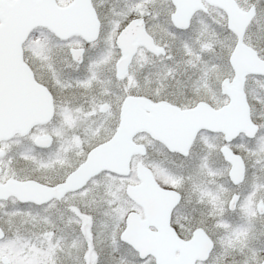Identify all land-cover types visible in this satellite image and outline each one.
Returning <instances> with one entry per match:
<instances>
[{
	"label": "snow or ice",
	"instance_id": "6c2138e0",
	"mask_svg": "<svg viewBox=\"0 0 264 264\" xmlns=\"http://www.w3.org/2000/svg\"><path fill=\"white\" fill-rule=\"evenodd\" d=\"M58 2L59 0H0V124L3 122L10 102L8 41L14 15L19 16L25 12L51 7L53 3ZM92 7L95 9L94 3ZM229 7L239 11L243 22L233 27L230 17L227 13L225 14L223 28L228 33L226 39L230 43L222 48L218 54L217 58L222 63L209 66L204 61H197L195 65H193L192 59L186 62L189 66L194 67L192 75L196 76L199 73L197 82L206 80L211 73H216L218 76L217 87L223 89L225 99L230 95L231 88L235 87L241 79L240 69L236 64V58L241 52H247L257 61V66L261 71L255 75L257 78L264 79V56L256 51L247 37L248 31L253 26L264 33V0H250L247 5L243 6L239 5L238 0H232ZM146 8L147 0H130L124 9L115 13L116 16L123 17L120 21H112V23L118 24V34L134 24H146L144 16L146 14L152 15L151 12H145ZM176 9V4L169 0V3L160 11L172 28L171 35L179 42L178 50L183 55H192L197 50L193 49L189 42L182 38L184 32L192 29V22L189 20L186 24H177L175 22ZM96 23L98 26L96 37L93 39L85 35L80 38L82 47L79 51H72L69 48L70 41H61L57 38L46 49L37 53L51 65L55 58V53L51 49L59 48L65 58L70 60L71 65L77 68L84 65L85 75L64 81L60 79L59 73L53 72V84L51 86L42 78L36 81L37 85L47 90L54 108L52 119L49 121L52 125V129L49 131L51 142L47 145H40L32 140L29 135L25 137L28 141L27 144L22 145L17 150V154L33 165L36 170L54 174L64 145L74 144L72 137L62 135L60 129H66L69 126L76 129L80 126L79 122L82 117L93 114L85 112L81 115H75V113H81V109L66 108L63 104L58 103L53 88L56 86H75L88 89L99 81L101 76L100 65L108 56L110 49L107 45L105 17L101 16L99 12L96 13ZM110 31L109 28L108 32ZM101 41H104V47H99ZM93 48L98 50L95 55H90V50ZM155 51L162 53V59H175L167 48L162 49L160 46H156ZM126 59V55L120 53L111 62V69L117 81L124 83V88L118 94L113 109L116 113L117 127L113 129L111 136L90 143L81 160L59 176L55 182L45 179L41 184L40 178L18 176L11 167V158L3 151L6 137L0 135V201L8 199L2 190L5 186L13 183L17 185H41L44 190L51 193L49 199L44 201L18 199L19 203L28 204V209L13 208L4 212V215L8 216L9 219L0 224V250H6L9 246L23 247L24 255L16 260L0 255V264H59L60 253L65 248L77 249L78 255L75 257L77 264H144L143 248L131 239L132 225L125 222L127 217L124 220L120 219L121 201L115 198L111 185H106L103 189L93 188L91 181H88L75 189L72 188L73 177L80 175L82 169L88 167L94 156L116 146L122 129L120 121L122 108L135 105L141 101L150 105L151 109L172 106V103L167 101L163 95L153 100L147 96H140L131 90V83L137 82L132 81L131 77L124 76L122 65ZM225 67L228 69L226 73L223 72ZM174 71L173 67L164 65L165 76ZM21 87L28 88L29 85L22 83ZM243 93L242 116L245 123L237 132L240 137L244 135L248 137V144L246 146L236 144L237 137L230 134L221 136L219 138L221 142H217L215 137L202 138L200 142L203 146L204 155L193 164L192 171L188 173L187 177L183 171L174 173L176 176L175 184L178 186L170 189L171 192H175L181 198L177 205L179 206V203L183 202L185 181H192V189L197 194L198 202L209 204L210 215L214 218L213 224L209 226L206 220L194 217L189 226L190 231L185 237L186 242H190L194 237L202 236L206 240L205 251L199 258L191 261L181 257L179 259H166L162 264H221V257L223 258L222 264H264V239L261 238L264 236V202L258 203L256 198L257 189L264 192V174L258 176L256 172H252L251 179L249 174L250 168H258L261 173H264V123L257 122L252 116V104L248 97L246 83L243 86ZM182 95L183 93L179 94V96ZM179 96L174 105L178 119L195 120L198 114L205 110L204 104L207 102L205 96L201 95L199 100L191 101L187 105L179 101ZM261 103L264 104V99L261 100ZM111 104L110 99L101 101L94 107L93 111L108 112ZM230 111L231 109L227 105L224 108L213 109L209 113V123L225 118ZM61 113L69 114L67 124L64 123ZM225 149L238 162L239 172L233 170L232 161L224 159ZM171 150L175 151L177 155L185 157L186 160L192 159V147L187 139L178 143ZM45 151L48 155L47 160L43 159ZM212 156H215L216 159L211 161V164L218 163L217 170L221 175L227 177L226 183L235 186L231 189L229 198L222 196V193L229 189L221 187L214 190L213 193H209L208 188L196 179V177L207 174L205 165L209 164V158ZM109 174L108 172L104 173V175ZM245 185H247V190H245ZM58 200L66 202L68 223L70 225L75 222L76 228L72 231L77 232V235L69 242L65 236L57 234L54 221L50 217L45 218L46 223L40 228V236L48 240V248L46 249L48 255L42 256L36 248L32 247V237L21 232L15 218L30 216L33 207L46 211L49 204ZM228 210L236 213L239 219H233L227 215ZM104 242L107 243L108 248L106 253L98 247ZM114 253H119V255H114ZM129 255L133 257L130 261L128 260Z\"/></svg>",
	"mask_w": 264,
	"mask_h": 264
},
{
	"label": "flooded vegetation",
	"instance_id": "af4514ba",
	"mask_svg": "<svg viewBox=\"0 0 264 264\" xmlns=\"http://www.w3.org/2000/svg\"><path fill=\"white\" fill-rule=\"evenodd\" d=\"M75 1L76 0H59L56 4L61 8H68ZM90 2L91 6L93 3L95 5V9H93L95 16L96 13L99 12L101 16L105 17V31L108 36L107 45L110 49L109 54L100 65L101 76L99 81L88 89L75 86L72 87L73 89L68 87V89L64 91V95L58 98L56 97L57 102L67 106L66 108H70V104H72V109L80 108L81 112L83 109L85 110L88 108L90 103L99 104L101 102L100 99H105L102 101L110 99L112 104L115 102L114 100L117 96L116 84L118 81L111 69V62L116 59L118 54L124 52L120 47L123 43L119 45L118 42V38L122 32L118 34V24L112 23V21H120L123 19V17L116 16L115 13L124 9L126 5L130 3V0H90ZM171 2L175 3L177 6L175 15V22L177 24H186L191 20V22L194 21V25L198 20L197 16L200 15L205 18V21L200 25L201 27H199V29L205 32L216 31L218 33H225V40L221 38L222 41L219 40L218 42L207 44H198L196 41H191L189 44L193 49H196L197 52L192 55H183L178 50V40H175L171 35V26L166 22L165 16L160 11L169 3V0H147L145 12H151L152 15L149 16L146 14L144 16L146 24H134L129 27L127 41L124 45L128 47L130 60L123 73L124 76L131 77L132 81L137 82L131 83V90L137 92L140 96H147L155 100L163 95L166 97L167 101L172 103L170 107L161 108V112L166 114V117L173 118L174 115L177 130L176 145L187 139L192 147V159L186 160L185 157L177 155L176 152L171 150L163 141L154 139L150 133L146 131H140L133 137V142L137 145H142L145 149V153L132 156L128 175H119L110 171H103L89 180L92 182L105 172L110 173L109 175L113 178L127 180L123 189L127 204V220L125 222L132 225L131 239L142 243L144 264H162L166 259H179L181 257L191 261L199 258L205 251L206 240L202 236L194 237L190 242H186L185 237L190 231L189 226L194 217L206 220L209 226L213 224L214 218L210 215L209 204L198 202L197 194L192 189V181H185L183 202L179 203V206L177 205L181 198L177 196L175 192H171L170 189L178 186L175 184L176 176L174 173L183 171L185 177H187L188 173L192 171L193 164L204 155L203 146L200 142L202 138L208 139L215 137L217 142H221L219 139L221 136L230 134L231 136L237 137L235 140L236 144L243 146L248 144V137L246 135L240 137L237 132V128L243 127L245 121L240 122L235 120L238 118L236 113L242 112L244 108L243 86L245 83L248 88V97L252 104V116L257 122L264 123V104L261 103V100L264 99V79L256 77L255 74L260 72L261 69L257 66V61L251 55L247 52H241L237 56L236 64L240 69L241 79L235 87L231 88L230 95L227 99H225L223 89L217 87L218 76L216 73H211L206 80L197 82L199 73H197L196 76L192 75L194 67L186 63L189 59L193 60V65H195L197 61H204L209 66L222 63V61L217 58L218 54L221 52L222 48L230 43V41L226 39L228 33L224 31L223 28L225 14L227 13L229 16L230 9H233L234 13L240 16L237 9L229 7L232 0H171ZM249 2L250 0H238L239 5L242 6L247 5ZM189 13L191 14L187 21L182 19V17L187 16ZM109 28L111 29L110 32H108ZM37 29H45L52 35L54 40L58 38L61 41H70L69 48L72 51H79L82 47L80 42V38L83 37L82 35L77 34L67 39H62L51 30L44 27L33 29L29 37ZM247 37L256 51L259 52L261 56H264V33H261L253 26L248 31ZM27 43L26 41L22 46V61L30 68L35 78L34 72L29 66V60L31 61L34 58L36 48L32 46V49H27ZM205 45L207 46L205 47ZM156 46H160L162 49L167 48L175 59H162V53H157L155 51ZM99 47H104V41H101ZM51 50L54 52L55 48ZM97 50V48H93L90 50L89 54L95 55ZM124 54L126 56L128 55L126 53ZM58 56H61L66 61L64 64V74H62L63 78L71 80L74 77H83L85 75L84 65H80L79 68L71 65L70 60L65 58L62 51L55 53L53 63L56 62ZM166 64L173 67L175 70L167 76L164 75V65ZM11 71L12 70H10L9 73H11ZM227 71L228 69L225 67L223 72L226 73ZM149 81H152V83L146 84L148 87L146 88L145 82ZM181 83H183V85H181ZM177 85H179L178 88ZM137 86L140 89L135 88ZM180 93H183V95L179 96ZM201 95L206 97L207 102L204 104L205 110L201 111L195 120H182L176 117L174 105L177 102L178 96L179 101L187 105L191 101L199 100ZM111 105L109 106V110L112 108ZM225 105L231 109L225 118L209 123V113L213 109L224 108ZM120 111L122 112V109ZM144 111L148 114L151 113L149 109ZM100 112L102 114L108 113L104 111ZM231 112L234 114L233 117L230 116ZM49 124V122L46 124H36L26 135L18 133L6 139V143L3 145V151L11 158V167H16L14 172L18 176L32 177L34 179L40 178L41 184H43L45 179L55 182L59 176L63 175L65 171L69 170L81 160L79 158L82 151L81 143L77 140L78 143H76L77 141L75 142L77 148L71 152L66 151L64 148L60 160L57 161L55 173L48 174L44 171L34 169L33 165L19 156L17 150L20 147L9 145L13 141L25 139V137L29 135L33 136L35 142L39 136H50L49 133H41L38 131L39 127ZM142 134H147L152 141L161 145L165 152V158L174 160L173 164L170 162L166 163L171 165L172 169L165 166L159 171H153L150 166L142 162L143 158L148 155L147 145L136 140L137 137ZM50 142L51 137L47 143L49 144ZM5 145H7L6 148L4 147ZM224 151V159L232 161L233 170L239 172L240 169L237 166L238 162L233 159L231 153L227 149ZM47 159L48 158H45V160ZM215 159V156L209 158V164L205 165L207 167V174L196 177V179L199 183H203L208 188L209 193H213L214 190L221 187L229 189L222 193L223 197L229 198L231 196V189L235 186L226 183L227 177L221 175L217 170L219 166L218 163L211 164V161ZM140 164L150 170L152 177L145 178L144 180L140 178L138 174ZM252 172H256L258 176L264 174L261 173L258 168H250V179ZM141 184H143V186L139 187ZM79 185L80 180L72 182L73 189L77 188ZM19 186L20 185L13 183L3 188L2 191L8 199L0 201V224L5 223V221L9 219L8 216L4 215L6 210H11L13 208L28 209L29 205L19 203L18 199L33 200L32 196L37 194L39 186L41 185L30 184L29 188L25 190ZM129 189L132 191L129 192ZM245 190H247V185H245ZM49 195H51V193ZM256 198L258 203L264 202V192L257 189ZM52 210H57L56 215L57 218L60 219L59 224H63V235H69V238L75 237L77 232L72 231V229L76 228V224L75 222L70 225L68 223L66 202L58 200L55 203H51L45 212L47 213ZM43 211L44 210L33 207L30 216L25 215L15 218L16 224L19 226L21 232L24 235L32 237V247L36 248L37 251V245H39L41 241H46L45 237L40 236V228L46 223V219L41 216ZM39 212H41L40 215ZM202 213L203 215H201ZM226 214L233 219H239L238 215L231 212V210H228ZM128 219L130 221H128ZM261 238L264 239V236ZM71 240L72 239L68 241L70 242ZM46 243H48V240ZM98 247L101 249V244H99ZM0 255H4L8 259L16 260L24 255V249L23 247L9 246L6 250H0ZM77 255V249L65 248L60 254L59 264H77L75 260ZM114 255L118 256L119 254L114 253ZM157 256L158 260L156 258ZM33 259L35 260L36 258L34 257ZM130 259H133V257L130 256ZM222 260L223 258L221 257V264Z\"/></svg>",
	"mask_w": 264,
	"mask_h": 264
},
{
	"label": "water",
	"instance_id": "95a60500",
	"mask_svg": "<svg viewBox=\"0 0 264 264\" xmlns=\"http://www.w3.org/2000/svg\"><path fill=\"white\" fill-rule=\"evenodd\" d=\"M229 13L233 27L243 22L241 16L234 13L233 9H230ZM190 14L182 17V19L187 21ZM37 27L48 28L62 39L77 34L83 37L88 35L94 39L98 33L96 16L90 0H76L68 8H61L53 3L51 7L25 12L19 16L14 15L8 41L10 102L3 122L0 124V135L6 139L13 137L16 133L26 135L34 125L45 124L52 119L54 108L51 97L46 89L36 84L30 68L22 61V45L30 32ZM128 31L129 28L123 31L118 38L119 45L123 43L120 45L123 52L128 54L122 65L123 71L130 60L128 47L124 45L127 41ZM10 70H12L11 73H9ZM22 83H27L29 87L22 88ZM147 109L151 113L148 114L144 111ZM121 113L122 129L116 146L94 156L88 167L82 169L80 175L74 176L72 182L75 180H80V184L88 182L104 170L128 175L132 156L145 153L142 145H136L132 141V138L140 131H147L154 139L167 144L170 149L176 147L177 130L174 115L173 118L166 117L167 115L161 112V108L151 109V106L146 105L143 101L122 108ZM236 115L238 118L235 120L245 121L242 112H238ZM230 116L233 117L234 114L231 112ZM49 138L50 136H39L36 143L47 145ZM138 174L143 180L152 177L150 170L141 164L138 168ZM29 186L30 184H26L19 187L25 190ZM142 186L143 184L139 187ZM131 191L129 189V192ZM49 194L48 191L39 186L37 194L33 195L32 199L35 201L48 200ZM128 221L130 220L128 219ZM134 242L143 248L142 243ZM156 258L158 260V256Z\"/></svg>",
	"mask_w": 264,
	"mask_h": 264
},
{
	"label": "rangeland",
	"instance_id": "374dc122",
	"mask_svg": "<svg viewBox=\"0 0 264 264\" xmlns=\"http://www.w3.org/2000/svg\"><path fill=\"white\" fill-rule=\"evenodd\" d=\"M197 17H198V20L194 25H193L194 21H192V29L182 34V38L184 40H187L188 42L196 41V43L198 44L218 42L219 40L222 41V39L225 40V37H224L226 35L225 33H218L216 31L205 32L204 30H200L199 27H201L200 25L204 23L205 18L200 15H198ZM53 41H55L54 38L45 29H37L35 32L32 33V35L27 40L28 42L27 49H32L31 48L32 46L36 48L35 49L36 54L34 55V58L31 61L29 60V64H30L29 66L32 68L35 78L36 80H40L42 78L50 86L53 84V80H52L53 72L59 73L61 80L68 81L65 78H63V75H62L64 74V64L66 63V61L61 56H58V59L56 60V62L55 63L52 62V64L50 65L46 60H44L42 57L37 55L38 52L46 49L47 46L51 44ZM59 51H62V50L59 48H55L54 52L58 53ZM148 83H152V81L145 82V85L146 84L148 85ZM147 85H146V88H148ZM181 85H183V83H181ZM178 86L179 85H177V88ZM123 88H124V83L122 81H118L116 84L117 96L114 100L115 102L111 105L112 108L109 110L108 113L102 114L100 111L94 112L93 111L94 107L98 104L90 103L89 107L86 108L85 110L83 109L81 113H75V115H81L82 113H85V112L93 113L92 115L82 117V119L79 122L80 126L78 128L73 129L71 128V126H69L66 129H63V128L60 129V132L62 135L71 136L74 141L73 145H69V144L64 145V148L66 149V151L71 152L75 150V148H77V144H75V142L79 140L81 143V150H82L81 154L79 155V158L81 159L84 156L85 151L90 143H92L93 141H97V140H103L104 138L112 135L113 129L117 127V120L115 118L116 113L113 109L118 99V94L121 92ZM135 88L140 89L138 86ZM67 89L68 87L56 86L53 88V91L55 92V95L58 98L64 95V91H66ZM100 100L102 101L105 99H100ZM72 108H73V105L70 104V109ZM61 115L64 119V123L67 124V119H68L69 114L61 113ZM51 129H52V125L49 124L46 126L44 125L42 127H39L38 131L41 133L42 132L49 133ZM73 133H75V135H73ZM30 136H31V139L33 140L34 139L33 136L32 135ZM136 140L138 142H142L146 144L148 147V155L143 158L142 160L143 163L150 166L153 169V171L154 170L159 171L163 169L165 166L169 169H172V166L166 163L170 162L171 164H173L174 160H171V159L168 160V158H165V155H164L165 152L162 149L160 144L152 141L150 136H148L147 134H142L138 136ZM27 142L28 141L26 139H17L13 141L12 143H10L9 145L21 147L22 145H26ZM6 146L7 145H5L4 147L6 148ZM45 158H48L46 151L43 153V159ZM12 169L16 170V167H12ZM133 170H134V163H133ZM126 182H127L126 179H116V178L111 177L110 175H104V174H102L101 176H99L98 178L94 179L91 182L93 188L103 189L106 185H111V190L112 192L115 193V198L121 201L120 214H119L121 220L125 219L126 213H127V204L125 200V195L123 194V189H124ZM56 212L57 210H52L47 213L43 211V213L39 212V215L41 213L42 218L50 217L51 220L54 221L56 225L57 234L63 235V232H62L63 224H59L60 219L57 218ZM63 236H65L68 240L72 239V237L69 238V235L68 236L63 235ZM46 242H47V238H46V241H41L38 247V252H40L42 256L48 255L46 251V249L48 248V243ZM101 249H103L105 253L108 251L106 242L101 243ZM130 256L131 255L128 256L129 261L132 260L130 259Z\"/></svg>",
	"mask_w": 264,
	"mask_h": 264
}]
</instances>
